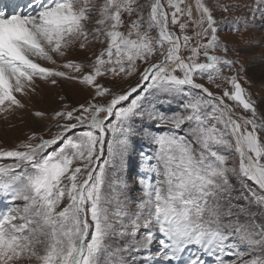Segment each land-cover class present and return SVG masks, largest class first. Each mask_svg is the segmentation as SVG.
Instances as JSON below:
<instances>
[{
    "label": "snow or ice",
    "instance_id": "obj_1",
    "mask_svg": "<svg viewBox=\"0 0 264 264\" xmlns=\"http://www.w3.org/2000/svg\"><path fill=\"white\" fill-rule=\"evenodd\" d=\"M254 2L264 18V0ZM238 7L0 0V115L25 109L38 80L94 90L52 115L51 138L32 133L0 148V202H9L0 264H264V109L220 36ZM256 18L237 17L230 30L242 34ZM74 50L91 51L90 62L69 59ZM137 74L134 86L115 89ZM138 139L153 148L138 153L133 200Z\"/></svg>",
    "mask_w": 264,
    "mask_h": 264
},
{
    "label": "rangeland",
    "instance_id": "obj_2",
    "mask_svg": "<svg viewBox=\"0 0 264 264\" xmlns=\"http://www.w3.org/2000/svg\"><path fill=\"white\" fill-rule=\"evenodd\" d=\"M6 1L7 0H5V2ZM19 2L23 4L22 0H19ZM216 2L217 0H208L210 6L214 5ZM221 2H225V0H221ZM235 2L239 4V7L236 11H230L227 14L230 23L222 25V28H224L225 31H222L220 36L222 41H224L231 49V51L228 53L229 58L238 61L234 67L236 72L239 73L242 86H244L248 92L251 93L253 100L256 101L257 108L264 109V18L260 16V10L256 7L254 0H235ZM244 5L248 6L245 7ZM254 10L257 17L254 26L249 27L246 31H244L243 24H241L240 27L242 34L233 33L230 30L232 22H235L237 17L242 19L247 18L249 22H251V16ZM214 15L217 19H221L225 16V13L215 10ZM188 34L191 35L192 33L189 32ZM153 35H156V33L153 32ZM101 47L103 46L96 45L92 51H95L98 54ZM90 55L91 51L88 50H74L69 59L87 64L90 62L88 60ZM41 63H44L47 67H54L53 65H48L45 62ZM58 70L70 71L63 68ZM224 74L230 76L235 73L225 71ZM137 78L138 74L137 76L130 77L128 80L116 84L115 89L127 87L128 85L134 86ZM245 80L249 81L250 83H246ZM104 82L110 86L112 84L111 81ZM200 82L204 83V81ZM218 83L220 82L218 81ZM206 86L210 87V90L213 92L222 94V89H217L210 85ZM224 87H228V85H224ZM37 88L41 90L42 96H39L40 94H36L32 95L33 99L32 97L25 98V104L28 103V105L26 104L25 110L27 112L30 109L31 113L29 111V113H23L21 114L22 116H19V114L17 115L15 112V114L9 115L7 119L0 115V148L12 149L21 141L27 139V137L32 133L42 134L45 138H51V135L56 131L54 126L55 121L51 119L52 115L56 111L64 110L65 105H67L66 110H71L81 104H85L91 100L94 94L93 89L78 84L75 81L64 79H58V82L55 86L45 81L38 80ZM226 102L230 104L232 103L230 101ZM36 111L44 112L47 115L44 119H38L33 115V113ZM236 111L241 115H244L242 109L237 108ZM50 126L51 131H49ZM152 148L153 146L148 145L142 140L138 139L135 142L137 155H133L131 157V166L127 174L129 181V193L133 200L141 198L140 186L136 182V176L140 172L138 167V153L140 151L150 152ZM106 154L107 153L105 152V155ZM152 179L154 181L155 177L153 176ZM233 182H235L234 179ZM8 203L9 202L7 201L0 202V208L4 207ZM15 204L22 205L23 202L16 201ZM156 248L157 245H154L153 252H155Z\"/></svg>",
    "mask_w": 264,
    "mask_h": 264
},
{
    "label": "bare ground",
    "instance_id": "obj_3",
    "mask_svg": "<svg viewBox=\"0 0 264 264\" xmlns=\"http://www.w3.org/2000/svg\"><path fill=\"white\" fill-rule=\"evenodd\" d=\"M7 2V1H6ZM22 2L23 3H25L26 2V0H22ZM37 95H39V96H42V92H41V90L39 89V88H37V93H36ZM36 94H34V95H36ZM32 97V96H31ZM61 97V96H60ZM32 99H33V97H32ZM26 99H24V102H26L25 101ZM33 101V100H32ZM35 101V100H34ZM36 102V101H35ZM30 103V102H29ZM27 105H28V103H26ZM28 107V106H27ZM30 108V107H29ZM29 111H30V109H29ZM29 111H27L26 112V110L24 109V110H17L16 111V114L18 115L19 114V116H22L21 114H23V113H29ZM33 111V110H32ZM35 111V110H34ZM30 113H31V111H30ZM15 114V113H14ZM16 116V115H15ZM19 120V119H18ZM9 126V125H8ZM24 134V133H23Z\"/></svg>",
    "mask_w": 264,
    "mask_h": 264
}]
</instances>
